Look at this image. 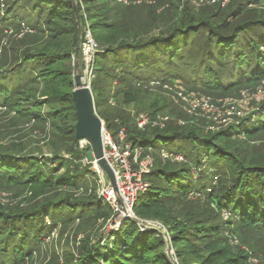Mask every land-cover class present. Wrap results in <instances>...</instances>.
I'll list each match as a JSON object with an SVG mask.
<instances>
[{
  "label": "trees",
  "instance_id": "trees-1",
  "mask_svg": "<svg viewBox=\"0 0 264 264\" xmlns=\"http://www.w3.org/2000/svg\"><path fill=\"white\" fill-rule=\"evenodd\" d=\"M118 1L0 0V25L45 32L49 38L42 48L23 50L13 63H0V105L24 117H49L70 135L68 150L77 151L73 59L90 28L99 44L91 83L96 111L113 134L125 127L133 149L153 160L143 175L148 187L138 194L133 211L142 221H160L175 250L167 254L168 242L158 228H142L126 218L110 240L101 237L93 243L87 236L79 254L69 252L63 264H246L255 250L235 248L229 240L245 232L264 238V147L255 145L264 136V99L215 130L210 128L215 123L187 112L142 129L136 115L142 112L137 108L145 93H152L151 82L160 87L181 84L187 92H203L213 100L264 87V9L250 7L256 0H231L225 6L169 0L171 9L137 12L130 25H123L122 14L129 8ZM151 2L160 5L161 0ZM155 25L158 29H151ZM108 80L112 84L107 91ZM46 105L51 109L42 112ZM131 105L136 109L127 111ZM165 106L153 100L146 113L158 121ZM161 142L170 148H162L157 157ZM162 150L173 157L164 158ZM178 155L183 159L177 160ZM52 158L66 166L60 155ZM52 162L0 149V183L28 189L34 196L68 190L28 208L0 204V264L34 262L43 238L59 224L114 216L112 204L96 187L88 188L90 168H72L58 176ZM85 187L92 195L75 196Z\"/></svg>",
  "mask_w": 264,
  "mask_h": 264
},
{
  "label": "rangeland",
  "instance_id": "rangeland-1",
  "mask_svg": "<svg viewBox=\"0 0 264 264\" xmlns=\"http://www.w3.org/2000/svg\"><path fill=\"white\" fill-rule=\"evenodd\" d=\"M126 2L124 6L129 8L125 10V13L122 14L123 19L121 22L123 25H130L133 22L132 17L137 12H149L150 10H156V8H164V12L172 8L169 0H161L160 5L150 4L151 1L156 2V0H119L118 2ZM142 1V3H141ZM185 0H181V5ZM200 1V0H197ZM253 1V0H252ZM204 3L213 4L207 0H203L199 5ZM229 4V3H228ZM230 6V5H229ZM251 8H262L264 9V0H256L250 4ZM2 6L0 5V9ZM132 10L136 12L132 15ZM23 11V10H22ZM124 11V10H123ZM125 14H128L125 15ZM171 18H166L164 21L166 23L170 22ZM129 23V24H128ZM142 23V22H141ZM164 22H160V25L163 26ZM0 26H3L0 25ZM3 30L0 32V63H13L16 56H18L23 50L32 49L37 50L42 48L47 42L48 37L45 32L34 33L30 29H19L21 31H13L8 27L3 26ZM151 29H158L155 25ZM147 30V29H146ZM80 50V43H79ZM76 58L73 59L74 64H79V69L82 72H85V66L81 58L76 55ZM100 59V56L98 57ZM95 72V71H94ZM160 76V74H157ZM95 77H92L91 83ZM90 75H86V80L89 82ZM97 79L96 81H99ZM111 81L108 80L105 89L108 91L110 89ZM161 85L157 83H150V92L145 93L141 103H139L141 110L140 113H146L148 106L151 101L158 100L160 103H164L166 106L162 110L164 116H168L170 119H175L180 115H184L185 112L196 115L198 117L209 120L210 122L216 123L218 126H222L224 122L218 123L215 120V117L223 120L227 115V100H236L240 98L242 92L239 95H233L228 97H217L216 100H213L215 105V110L207 111L203 109H198L197 111L190 112L189 102L185 99H182L180 96H186L188 99L192 97H201L204 93L198 95L196 91L187 92L186 88L181 84H168V87H160ZM40 90L42 87H39ZM247 92V99L244 98V108L248 111L254 109L257 102H260L264 99V87L260 85L255 89H245ZM260 90V91H259ZM181 93V94H180ZM219 96V95H218ZM208 97V96H207ZM112 105H116L117 101L112 99ZM127 107V106H125ZM51 107L48 105L42 107V112L50 110ZM127 111L131 109H136L135 106L131 105L130 107L125 108ZM23 110H26L25 108ZM183 118H179L178 121H182ZM233 121V120H232ZM132 123V121H130ZM67 136L66 131L58 128L55 123L48 117L47 119H40L35 116L24 117L18 112L9 109L5 106L0 105V149L12 151L17 150L18 152H23L25 154H31L38 156L39 158H48L52 162L51 168H56L58 176L65 174L69 169H86L90 168L91 173L87 175L88 188L94 189L97 188V193L101 198H106L113 206L115 211L114 216L105 221L102 216L94 215L88 220H79L71 221L68 224H59L54 233H50L49 236L43 238L44 243L41 250L38 251V255L34 262L29 261L28 264H63L66 260L68 253L72 252L76 256L79 254L78 248L80 247V242L90 236L93 243L101 240V237L104 240H110V233L119 229V226L125 218V211L121 210V205L113 191V187L110 183V180L106 174L99 168L96 160L94 159V152L91 147V144L86 140H80L77 146L79 147L77 151L71 153L68 150V147L71 144V137ZM255 145H262L264 147V136L261 137ZM91 148H88V147ZM162 148L169 149L168 144L161 142L159 148L156 150V156L160 157V150ZM60 155L66 161V166L62 167V163H59V159L55 160L53 156ZM45 161V160H44ZM69 166H68V165ZM47 171V170H46ZM97 172L96 175H93L94 172ZM48 172V171H47ZM51 172V171H49ZM53 172V171H52ZM55 172V173H56ZM52 174V173H51ZM80 189L74 192L75 196L83 197L92 195L89 191ZM114 192L110 196L111 192ZM30 190H22L21 188L11 187L0 183V204L6 209H15L19 208H28L33 205L35 202L43 201L46 199H52L59 197L68 193L66 188L64 189H53L50 191H45L44 194L40 196L31 195ZM142 193L140 192L139 195ZM127 206V204H126ZM225 220L228 219V215L224 214ZM50 220L49 218L46 219ZM143 224L139 223L142 228H158L162 231V235L165 240L168 242V248L166 252L169 256L174 255L175 250L170 246V235L169 231L165 226L161 224L158 220H145L142 221ZM231 231V230H230ZM237 235L229 241L231 244L237 248L240 247L248 252L255 250L254 253H251L246 264H264V238H258L255 235H252L250 232H245L242 237ZM226 236H231L226 233ZM170 247V248H169ZM254 247V248H253ZM175 258V256H173ZM51 260V261H50Z\"/></svg>",
  "mask_w": 264,
  "mask_h": 264
},
{
  "label": "built area",
  "instance_id": "built-area-1",
  "mask_svg": "<svg viewBox=\"0 0 264 264\" xmlns=\"http://www.w3.org/2000/svg\"><path fill=\"white\" fill-rule=\"evenodd\" d=\"M203 0L197 1L199 5ZM209 2H220L223 6L227 5L231 0H207ZM99 51V44L95 41L92 31L87 28L80 39V50L78 56L83 61L85 66V81L86 75H90L88 84L91 85L92 77H95V63L97 52ZM74 58H76L74 56ZM159 84V82H156ZM168 87V84H164ZM260 91V90H259ZM181 94V93H180ZM182 99L189 102L190 112L197 111L198 109H203L207 111L215 110V105L210 97H192L188 99L186 96L180 95ZM244 98L247 99L246 90L242 91L240 98L234 100H227V115L221 120L215 117L218 123L224 122L223 125L229 123L234 119L235 116H244L247 110L244 108ZM158 121H152L151 117L145 113H138L136 115V121L139 128L144 129L147 125H156L161 123L163 125L164 121L169 120L168 116L160 115ZM220 126L212 124L210 128L212 130L218 129ZM86 141V140H85ZM103 142L105 156L111 163L118 180V187L120 194L122 195L128 208L132 211L134 203L140 192L144 191L148 187V182L143 178L144 173L151 170L153 165V160L150 155L143 157L141 149H133L131 142L127 141V134L125 127H121L116 134H113L104 124L103 128ZM164 158L173 157L171 154L167 153L165 150L161 152ZM177 160H182V156H175ZM113 191L110 196L113 195ZM54 233V232H53Z\"/></svg>",
  "mask_w": 264,
  "mask_h": 264
},
{
  "label": "water",
  "instance_id": "water-1",
  "mask_svg": "<svg viewBox=\"0 0 264 264\" xmlns=\"http://www.w3.org/2000/svg\"><path fill=\"white\" fill-rule=\"evenodd\" d=\"M84 78L85 74L80 71L79 64H75L74 89L72 92V98L77 115L75 138L78 141L87 140L91 144L94 152L93 157L99 168L108 176L113 187V191L115 192V195L121 205V210L125 211V218H129L143 224L142 220L136 217L134 211H131L128 206H126V203L120 194L116 173L111 163L105 156L103 142V128L105 123L96 111L95 99L91 85L88 84Z\"/></svg>",
  "mask_w": 264,
  "mask_h": 264
},
{
  "label": "bare ground",
  "instance_id": "bare-ground-1",
  "mask_svg": "<svg viewBox=\"0 0 264 264\" xmlns=\"http://www.w3.org/2000/svg\"><path fill=\"white\" fill-rule=\"evenodd\" d=\"M84 80H85V78H84Z\"/></svg>",
  "mask_w": 264,
  "mask_h": 264
}]
</instances>
